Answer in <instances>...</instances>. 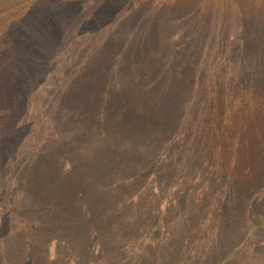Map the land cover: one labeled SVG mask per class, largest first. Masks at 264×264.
<instances>
[{"label": "rangeland", "instance_id": "374dc122", "mask_svg": "<svg viewBox=\"0 0 264 264\" xmlns=\"http://www.w3.org/2000/svg\"><path fill=\"white\" fill-rule=\"evenodd\" d=\"M14 1L26 32L0 37V81L20 60L23 95L0 264L31 239L27 264H264V0ZM35 168L46 193L29 198Z\"/></svg>", "mask_w": 264, "mask_h": 264}, {"label": "trees", "instance_id": "16d2710c", "mask_svg": "<svg viewBox=\"0 0 264 264\" xmlns=\"http://www.w3.org/2000/svg\"><path fill=\"white\" fill-rule=\"evenodd\" d=\"M13 1L14 0H0V28H1L0 29V37L4 38L6 40L9 37L13 41H15V38H14V31L15 30H13L11 28L12 27L11 25H16V26L19 25L20 27H18V28L20 30L21 35H24L25 36V32L26 31L24 30L25 29L24 26L22 24H20V23H22L21 22L22 18L19 17V15L22 16V12H20V11L16 12L13 9V4L15 2V1L14 2ZM46 18H48V17H46ZM49 25H50V23L47 20V22H46V24L44 26L46 28H48ZM8 27H10V28H8ZM24 36H22V37H24ZM22 37H19V39L16 40L15 43L18 42V41H21L20 39H22ZM16 44L19 45L20 43H16ZM24 45L25 46H28L26 43ZM18 51L21 52V53H24L23 49H18ZM19 56H20V53H19ZM21 59H22V57H21ZM20 63H21L20 60L16 61L14 63V65H13V68L10 70V72L8 74H6L5 76H3V79L0 81V87L1 86H4V87H7L8 86V88H11L10 91H8V92L5 91V90H0V93L3 94V95H0V100H1V103L0 104L1 105H4L6 108L9 109L10 113H8V114H9L10 120H11L10 122H8L6 125L3 126V129L4 130H1L0 129V131H3L2 132L3 134L0 133V168L1 167L3 168L11 160H13L12 159L13 158V156H12L13 155V151H12V145L10 144V141L14 143L15 140L18 138V136L16 135V133L13 134V135H11V136L10 135L9 136H5L4 134L5 133H8L9 134L11 130L18 129L15 126L14 122H13L14 121V118L13 117L15 116V114L17 115L20 112V110H19L20 103H17V101L19 100V98L21 97V95H23V92L21 91V89L19 87V81H20V67H19V64ZM26 73L29 74V72H26ZM34 75H36V74H32L28 78L29 79L28 82L32 83L34 81V80H31ZM29 87L30 86L27 87V92L24 93V94H26V95L29 94V92H30V88ZM79 88H81V87H79ZM85 89L88 91L89 98L91 100H93L96 93L94 94V92L92 91V89L89 88V87H85ZM74 92H75V95L73 97L74 99L79 98L81 96H82V98L84 96H86L85 101H88L89 100L87 94L83 95L85 93L84 91H80L79 89H76V90H74ZM169 114H170V116H173L171 112H169ZM126 120H129V119H125L124 121H126ZM124 123L125 124L123 126H121L120 128L123 127V128H126V129H131L130 126H129V123H127V122H124ZM23 125H27L29 127L28 131L30 130L29 132H32V129H30L31 128L30 122L23 123L22 125H20V127H22ZM117 126L119 127V124ZM111 136L113 137V135H111ZM5 139H6V144L8 142V147L6 149H4L5 148ZM114 140H116V142H118L117 139H114ZM3 142H4V144L2 145ZM109 146L106 149L102 150V151H94L93 152V149H91L89 152H86L85 154L81 155V157H85L86 155H88V157L91 158V159H94L96 157L103 158V157H105V156L108 155L109 151L107 149L109 148ZM106 151H108V152H106ZM50 152H51L50 149L48 150V152L46 151V154L48 155V159H51ZM91 159H89V160H91ZM35 169L37 171H35L34 175H33V172L30 175L31 176V180H33V183H35V184H34V189L32 188V190L30 189V191H27L29 193V194H27V195H29V198H31V197L40 198V197L44 196V194L46 193V187L43 185V182L41 184V182L38 181L39 180L38 178H40L42 176L41 173H40L41 170L39 168L38 169L35 168ZM49 186H47V188H49ZM30 201L34 202V200H30ZM25 206H27V202L25 203ZM28 207L29 206H27V208ZM28 228H30V227H28ZM14 235L16 237H18L17 234L14 233ZM25 235H27V234H25ZM26 238H28V237L26 236ZM34 238H35V236H34ZM31 241H32V239L29 240V242L26 243V244L24 242V245L18 251V252L25 251L29 255V256H27V255H24L23 253H21V254H23L25 256V258L23 257L24 258L23 262L22 263L18 262V264H27L26 262H30L31 256H30L29 253H30V243H31ZM118 242L119 243L125 242V240L123 238H121L120 236H118ZM129 248L132 249L131 248V245H130ZM136 249H138V247ZM163 249H161V250L164 251ZM168 250H169V248H167V251ZM146 251L147 250H145L143 248L140 251L135 252L134 254H136V255L137 254L144 255V253ZM158 252H160V251H158ZM165 253H166L165 251H164V253L163 252H160V257L159 258L165 257L164 256ZM235 253H236V251H235ZM235 253H230L228 256H226V254L224 256H223V254L222 255L221 254H218L216 258L218 259V261H221L219 264H234V262H235V256H234V254ZM237 253H238V250H237ZM172 254L173 255L174 254H179V252H178L177 249H174L172 251ZM45 255H47V252H45ZM29 257H30V259H29ZM228 257H230V258L233 257V258H232L231 261H228V259H230ZM13 258L14 257H12V259ZM43 258H48V257L43 256ZM249 259H251V257ZM40 260L43 261L42 258H40ZM133 260H134V258H133ZM51 261H52V259L49 258L48 259V262H51ZM12 262L15 263V259H14V261L12 260ZM254 262L257 263V264H259L260 263V260H257V261H254ZM31 263H32V261H31ZM213 264H218V263L215 262Z\"/></svg>", "mask_w": 264, "mask_h": 264}]
</instances>
